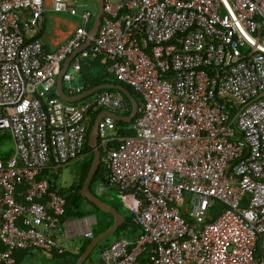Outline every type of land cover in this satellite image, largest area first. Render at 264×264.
<instances>
[{"label":"built area","instance_id":"built-area-1","mask_svg":"<svg viewBox=\"0 0 264 264\" xmlns=\"http://www.w3.org/2000/svg\"><path fill=\"white\" fill-rule=\"evenodd\" d=\"M46 11L80 20L48 53L34 38ZM94 16L75 0H0V132L13 143L0 160V264L17 252L61 256L67 234L94 239L95 218L60 224L66 201L50 179L84 160L88 110L127 108L108 89L58 98L72 53L66 95L88 89L78 74L99 55L139 96L132 135H116L108 116L97 124L105 184L133 199L139 233L94 264H138L143 252L146 264H264V0H102L78 49Z\"/></svg>","mask_w":264,"mask_h":264},{"label":"trees","instance_id":"trees-1","mask_svg":"<svg viewBox=\"0 0 264 264\" xmlns=\"http://www.w3.org/2000/svg\"><path fill=\"white\" fill-rule=\"evenodd\" d=\"M91 24L89 25V28H90ZM100 58L101 57L98 55L96 57L88 59V61H87L88 64L83 65L79 71L78 80L80 82L88 83V85H89L88 88H91V87L99 85V84H105V83H114V84L119 83V84H121V86L126 88L131 93V95L137 100V102L139 103L138 94L136 92H134L130 87H128V86L120 83L119 81H117L111 74L107 73L105 70L106 65L100 61ZM105 89L113 90L122 97V99L124 100V102L126 104V108H127V110L122 114L123 115L122 117L129 116L130 111H131L130 101L128 100V98L123 93L117 91V89H115V88H101V89L96 90L94 93L99 92L101 90H105ZM91 94H93V93H91ZM99 112H100V110H98V109H90L86 112L87 131H86L85 143L83 146V152L85 153L86 160H84V162L80 163L79 167L77 168V171H78L77 182L75 184H72L68 189H63L60 191V194L65 198V201H66V206L64 209V215L60 218V224L63 225V224H65L71 220L72 221L83 220V219L89 217V215H93L96 219V224L93 227L94 238L98 234L105 231L111 225V223H108L106 220V218L109 216V214L100 210L94 204L90 203L87 199H83L80 195L82 183H83V181H84V179L88 173V170L90 168V165H91V163L93 161V157H94V153L91 151L90 147H88V145H87L88 136L90 134L91 127L93 126L94 121H95L96 117L98 116ZM115 126H116V135H118V136H128V135L133 134L131 131L128 130L130 124H126V123H123L121 121H115ZM99 151H100L101 162H100L98 169L94 173L91 181L88 184L89 192L91 194H94L95 196H97V195L92 191V186L96 182L105 183V178H106V169H105L103 162H102V157L104 155V151L101 147H99ZM10 157L11 156L8 153V154L2 156L1 158H2V161H5ZM52 179L55 180V177H53ZM53 180L50 181L51 190L56 189V186L53 183ZM97 198L99 200H101L102 202H105L109 206L113 207L119 214H121L123 221H122V224L119 227H117V229L112 233L113 235L115 234V236L113 237V240H111L107 244L99 246V244H101L105 240V239H103L100 243H98L96 245L95 249L96 250L98 249L99 251H101L102 249L106 248L111 242H113L115 239L119 238L120 236H123V237L127 238L128 240H134L135 237L139 233V229L137 228V226L133 225V223L130 220V217L126 213L121 212V209H120L121 206L120 205L118 206L117 204H114V203H108V202L102 200L98 196H97ZM223 209H224L223 205L220 204L219 202H216L212 207L213 217H215L217 215L216 213H219ZM90 242L84 243L76 256L70 255L69 253H64L61 256L54 255V257L59 264H67V263L74 264L76 262V260L83 254V252L85 251V249L87 248V246L89 245ZM0 250H2V249L0 248ZM93 251H92V253H93ZM24 253L26 254L27 252H24ZM146 263H147V253L143 252L138 257V264H146ZM89 264H94V262H89Z\"/></svg>","mask_w":264,"mask_h":264},{"label":"water","instance_id":"water-1","mask_svg":"<svg viewBox=\"0 0 264 264\" xmlns=\"http://www.w3.org/2000/svg\"><path fill=\"white\" fill-rule=\"evenodd\" d=\"M93 2L95 3V6H96L95 16H94L92 25L90 26V28L87 31V37H86L85 42L78 49H81L82 47H85L86 45H88L90 43L91 38L94 36L96 28L100 22V17L102 14V0H93ZM72 54H70L69 56L66 57V59L64 60V62L62 64L60 72L56 76L55 91H56V95L58 98H61L63 101L72 102V101L78 100V99L82 98L83 96H86V95H88V94H90V93H92L98 89H101V88H115V89H117V91L123 93L128 98V100L130 101V105H131V111H130L129 116H127V117H122V116L116 115L114 113L102 111L96 117L95 122L93 124V127H92L90 134L88 136L87 145H88V147H90L91 151L94 153V157H93V161L90 165V168L88 170V173H87V175H86V177L82 183L80 195L83 199H87L90 203L94 204L100 210L109 214L107 221H108V223H111V225L105 231H103L102 233L95 236V238L89 243V245L87 246V248L85 249L83 254L75 262V264H84L86 259L88 258V256L96 248V245L98 243H100L103 239H105L106 237L111 235L117 229V227H119L122 224V221H123L121 214H119L113 207H111L108 204H106L105 202H102L101 200H99L97 198V196H95L94 194H91L88 190V184L91 181L94 173L98 169L100 162H101L99 145H98V134H97L98 121H99L100 117L108 116V117H111L115 121H121L123 123L130 124L132 122L133 118L135 117L136 113H137L138 102L131 95V93L126 88L121 86V84H119V83H116V84H114V83L99 84V85H96V86H93L91 88L86 89L85 91L81 92L78 95H73V96L66 95L64 93V91L62 90V87H61V74L66 69ZM51 94H53V93H51ZM97 264H101V263L98 261Z\"/></svg>","mask_w":264,"mask_h":264},{"label":"rangeland","instance_id":"rangeland-1","mask_svg":"<svg viewBox=\"0 0 264 264\" xmlns=\"http://www.w3.org/2000/svg\"><path fill=\"white\" fill-rule=\"evenodd\" d=\"M75 4H76V9H77L78 14L84 10H87L91 13H94L95 9H96V6H95V3L93 2V0H75ZM86 120H87V118H86ZM92 127H91V129H92ZM12 146L13 145H12V140H11L10 135L7 132H2V134L0 135V155H3L4 153L11 150ZM84 160H86V157L84 158ZM84 160L83 161H75V163L68 165L67 167L62 169L59 172V176L56 177L55 180H53L52 178L50 179V181L53 180V183L55 184L56 189H59V191H61L63 189H68L72 184H75L77 182V173H78L77 168L79 167L80 163L84 162ZM92 191L98 197H100L102 200H104L108 203H114V204H117L118 206L119 205L121 206V204L119 202V195L120 194H118L115 190H113L112 188L107 186L105 183L96 182L92 186ZM121 212L126 213V211H124L123 209H121ZM90 218H95V217L93 215H89V217H87L83 220H79V221L77 220V222L80 223L79 224L80 227H83L85 221L87 219H90ZM107 218H106V220H107ZM71 221H69V222H71ZM95 221H96V219H95ZM73 222H76V221H73ZM62 232H63V229H62ZM64 236H66V235H64ZM114 236H115V234L109 235L108 237L105 238V240L101 244H99V246L109 243L111 240H113ZM67 237H68V239L65 238L64 242H63V246L65 248H69L72 250L79 249V251H80L83 244L86 243L82 240V238L78 234H70V235L67 234ZM99 252L100 251L98 249L97 250L95 249L93 251V253L88 257V259H86L84 264H89V262H96L99 259V257H98ZM42 261H43L42 264H48V262L46 260V256L42 257Z\"/></svg>","mask_w":264,"mask_h":264},{"label":"crops","instance_id":"crops-1","mask_svg":"<svg viewBox=\"0 0 264 264\" xmlns=\"http://www.w3.org/2000/svg\"><path fill=\"white\" fill-rule=\"evenodd\" d=\"M79 24L80 20L77 17L46 11L44 14L42 29L34 36V38L41 43L44 51L48 53L52 51L53 48L56 47L58 44L64 42L69 37L75 26ZM1 134L2 133L0 132V135ZM8 153L10 154V156L13 154V146L11 150L4 153L3 155H0V160H2V156ZM119 202L121 204V209L126 211V214L128 211L127 209L133 207L134 205V201L131 197H123L119 195ZM78 251L79 249L72 250L69 248H65V253H69L73 256H76L78 254ZM43 256H46L48 264H59L56 261L54 255L52 257H49L43 253L35 251H29L26 254L24 252H17L13 255V259L15 262L14 264H42Z\"/></svg>","mask_w":264,"mask_h":264}]
</instances>
